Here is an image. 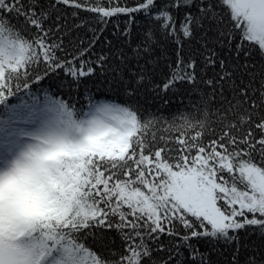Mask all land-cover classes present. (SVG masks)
<instances>
[{
  "label": "snow or ice",
  "instance_id": "1",
  "mask_svg": "<svg viewBox=\"0 0 264 264\" xmlns=\"http://www.w3.org/2000/svg\"><path fill=\"white\" fill-rule=\"evenodd\" d=\"M0 106V264H264V0H0Z\"/></svg>",
  "mask_w": 264,
  "mask_h": 264
},
{
  "label": "trees",
  "instance_id": "2",
  "mask_svg": "<svg viewBox=\"0 0 264 264\" xmlns=\"http://www.w3.org/2000/svg\"><path fill=\"white\" fill-rule=\"evenodd\" d=\"M45 87H48L49 90H52V86L49 85V82L48 81H44V83L42 85H40V86H34L32 88V91L33 92H36L37 94H41L43 92V90L45 89ZM21 95H24V93L23 92L18 93L15 97L10 98L9 101H8V103L9 104L18 103L19 102V97ZM94 98L96 100H101V99H110L111 97L108 94H104L102 96L99 93H95L94 94ZM145 106L148 107L147 104ZM151 107L155 108L156 105L155 104H152ZM182 107H183V105H181L179 103L178 98L177 97H173L172 98V102L168 105L167 108L162 109V111L165 113V115H168L169 113H175L178 108H182ZM0 111H2V106H0ZM185 117L190 118L193 121H195V119L197 118L196 115H195V113H192V112L182 113V114H178L177 115V117H176L177 123L181 122V120L183 118H185ZM169 119H172V117L170 115H169ZM244 236H245V234L244 233H241L242 240H243ZM245 242L249 246H251L253 244L260 245L262 243L261 240H260V238L257 235H255V234H253L251 236H248L247 237V240ZM200 247H201V250H204L205 245L203 243H201L200 244ZM248 254H249V252L245 251L243 248L241 249L240 264H244V258ZM225 258L230 259V256H228L226 254V257H222L221 259H225Z\"/></svg>",
  "mask_w": 264,
  "mask_h": 264
}]
</instances>
